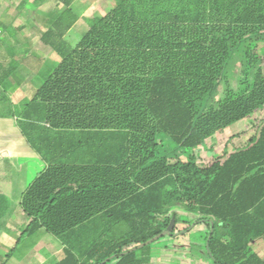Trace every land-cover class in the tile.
Returning <instances> with one entry per match:
<instances>
[{"label": "trees", "instance_id": "1", "mask_svg": "<svg viewBox=\"0 0 264 264\" xmlns=\"http://www.w3.org/2000/svg\"><path fill=\"white\" fill-rule=\"evenodd\" d=\"M58 1L57 33L41 38L59 62L16 120L47 162L21 196V237L53 235L56 264H145L151 244L188 232L176 226L193 216L214 264H264L250 248L264 240V122L208 165L169 164L159 147L192 156L264 107V72L252 67L264 57V0H114L83 18L73 47L61 37L79 19L74 0ZM240 49L233 88L225 69Z\"/></svg>", "mask_w": 264, "mask_h": 264}, {"label": "crops", "instance_id": "2", "mask_svg": "<svg viewBox=\"0 0 264 264\" xmlns=\"http://www.w3.org/2000/svg\"><path fill=\"white\" fill-rule=\"evenodd\" d=\"M23 37L30 38L27 35ZM27 49L28 52L24 53L30 57L29 61L8 66L7 76L0 81V264H7L19 248L26 246L28 237H35V242L28 249L29 253L20 262L12 264H56L63 258V247L53 235V238H48V232L39 229L21 237L30 222L20 206L21 196L35 176L45 170L47 162L27 144L16 120L59 62L52 69H47V76L41 79L43 81L33 91L27 92L26 85L31 80L38 76L42 78V71L46 69L45 56L57 55L51 48L47 50L44 46L36 45L35 41ZM38 126L46 128L47 124L39 123ZM194 219L189 216L188 224L180 222L176 226L177 231H181L190 225L188 232L177 233L174 237L161 238L162 241L159 239L152 243L145 264H161V257L165 256L169 264H214L204 248L207 229L203 224L193 225ZM118 231H125V226L118 225L112 229L113 233ZM250 248L264 260L263 239H255Z\"/></svg>", "mask_w": 264, "mask_h": 264}, {"label": "rangeland", "instance_id": "3", "mask_svg": "<svg viewBox=\"0 0 264 264\" xmlns=\"http://www.w3.org/2000/svg\"><path fill=\"white\" fill-rule=\"evenodd\" d=\"M113 6L114 0H74L71 8L79 19L71 29L62 34L61 38L68 45L74 46L87 30L83 18L92 15L94 12L105 14ZM63 9L64 7L58 0H0V30L2 32L0 68L7 70L8 66L29 61L30 57L25 55L24 52H28L27 46L31 45L33 41L36 42V45L44 46L49 50L50 47L43 42L41 37L50 30L54 31L53 24ZM54 32L57 33L56 30ZM24 35L30 38L24 39ZM258 49H256V52H258ZM241 53L242 49L235 51L225 69V75L229 78L233 88L237 87L236 80L239 78L240 66L243 63L240 57ZM54 57L45 56L46 69L42 71V78L38 76L35 80H31L26 85L27 92L33 91L43 81L41 79L47 76V69H52L56 65L59 57L57 55ZM252 67L254 69L259 67L264 72V57H255ZM222 90L223 86L221 84L216 100L221 98ZM262 122H264V107L257 109L247 119L217 132L207 139L192 156L185 152L169 150L166 140L163 138L159 139V147L169 164L191 160L198 165H208L216 160H223L233 151L247 147L256 138L258 128ZM46 234L48 238H53L52 235ZM34 242L35 237H28L25 243L26 246L19 248L7 264L20 262L27 255V252L29 253L28 249L32 247ZM193 255L195 256L197 253ZM165 257H161V264H169L168 257Z\"/></svg>", "mask_w": 264, "mask_h": 264}, {"label": "water", "instance_id": "4", "mask_svg": "<svg viewBox=\"0 0 264 264\" xmlns=\"http://www.w3.org/2000/svg\"><path fill=\"white\" fill-rule=\"evenodd\" d=\"M174 227V218L171 219L168 230L173 229Z\"/></svg>", "mask_w": 264, "mask_h": 264}, {"label": "built area", "instance_id": "5", "mask_svg": "<svg viewBox=\"0 0 264 264\" xmlns=\"http://www.w3.org/2000/svg\"><path fill=\"white\" fill-rule=\"evenodd\" d=\"M1 38H2V32H1V30H0V41H1Z\"/></svg>", "mask_w": 264, "mask_h": 264}]
</instances>
